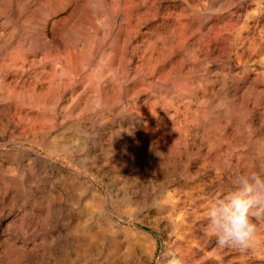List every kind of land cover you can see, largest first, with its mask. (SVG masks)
<instances>
[{
	"label": "bare ground",
	"instance_id": "6f19581e",
	"mask_svg": "<svg viewBox=\"0 0 264 264\" xmlns=\"http://www.w3.org/2000/svg\"><path fill=\"white\" fill-rule=\"evenodd\" d=\"M148 1L153 6L157 2ZM189 1L191 0L180 1L181 12L173 15L176 26L161 23L154 34L155 40L162 45L171 39V49L166 53L156 50L157 45L153 42L154 39L151 40V34L142 35V47L133 49L130 54L125 49L131 34H127L126 24L132 20L131 16L134 17L131 15L132 10L145 0H111L115 8H111L112 11L108 13L104 12L105 1L100 0L99 23L91 24L88 33L76 24L68 29V16L51 18L62 11V0L42 2L43 10L40 8L41 11L29 14L25 12L27 15L24 13V16L23 10H19L24 6L22 3L23 6L17 9V13L15 9V14H10L14 21L19 22L22 32L19 37L15 36L18 40L14 41L11 52L8 47L12 32L9 31L12 33L9 36L6 32L9 39L0 42V140L7 139L21 148L13 152L6 151L3 155L0 153V264H97L91 257V251H96L100 264H150L153 247L139 230L131 228L139 219L114 222L101 191L83 179L96 181L101 189H107L105 177L110 173L134 174L135 184L139 187L146 181L148 170L152 171L153 177L163 173L168 176L171 171L168 173L169 164L161 160L163 146L161 147L160 142L166 144L168 161L173 162L171 164L178 168L180 174L189 171L193 157L201 161L202 168L199 167L201 169L197 168L198 170H202L205 165L210 166L214 160L219 167V172L215 173L218 174L217 178H227L228 174L235 176L240 167L251 173L254 167H260L259 164L264 163V160H259L264 159V111L260 109L261 103H264V8L260 9V5L264 3L252 0L256 2L253 10L241 6L231 10L227 18L225 16L220 19L211 16L212 14L201 15V11L190 9L187 5ZM200 1L202 3L203 0ZM227 1H224L225 5L228 4L225 3ZM31 3L32 6L34 3ZM172 6L177 7L176 3ZM255 14L258 15L257 18L252 19ZM3 16L0 14V39L6 31V20L10 19L8 15ZM85 17L89 21L90 17ZM141 21L142 25L145 24L144 20ZM119 36L125 37L124 47L118 46L121 48L118 52L121 61L118 63L121 62L123 67L119 66L122 68L120 80L109 91L103 80L95 79L97 85L93 86L97 87L93 94L96 93L97 97L93 105L87 107L82 103V99L88 97L87 87L82 88L85 76L87 77L83 70V63L87 62L84 60L86 57L83 48L93 43L90 52L92 58L88 62H105L99 58V54L102 47L108 44L110 55L108 56V52L104 53L109 57L107 68L110 69L118 54L114 47ZM12 44L11 42L10 46ZM211 54L222 61L225 59V64L221 63L224 68L219 69V72L210 70L212 64L208 67L207 60ZM252 57L255 59L252 66L256 69L248 70ZM133 58L137 60L135 65L132 64ZM245 69L253 71L251 77L246 76ZM19 70L21 75H18ZM241 75L244 76L243 81L239 78ZM7 78L11 79L8 83ZM128 83L131 84L130 87L127 86ZM101 104L105 110L98 112L95 106ZM107 108H111V111ZM115 123L118 126L116 130L113 128ZM228 128L233 129L242 146H245L240 154L233 155L234 152L229 151ZM129 132L132 134L131 137L128 136L130 138L120 144L113 143L112 140L119 134ZM67 136L73 141H79L84 146L85 153H77V150H72L62 141H56L57 138ZM107 142L110 144L107 145ZM248 144L253 148L246 149ZM237 145L236 148L241 146ZM35 151H38L37 154ZM174 152L179 154L172 157ZM233 157L235 161H232ZM242 159L249 163H244L243 166L240 163L244 161ZM259 174L264 172L260 170ZM189 179L193 181L192 177ZM209 183L207 185L212 187V182L210 185ZM114 185V182H109L110 187ZM187 193L188 191L185 194ZM84 199L89 200L91 207L89 204L83 205ZM171 201L173 203V200L169 202ZM120 208L115 207L117 215L132 217L131 212H122ZM199 216L202 217L201 214ZM121 223H126L127 227H123ZM138 223L143 224L142 221ZM147 226L149 225L145 224ZM173 233L175 235L176 232ZM185 237L180 239L188 238ZM173 238L175 240L171 244L176 247L173 252L176 253L180 249V245L177 246V234Z\"/></svg>",
	"mask_w": 264,
	"mask_h": 264
},
{
	"label": "rangeland",
	"instance_id": "374dc122",
	"mask_svg": "<svg viewBox=\"0 0 264 264\" xmlns=\"http://www.w3.org/2000/svg\"><path fill=\"white\" fill-rule=\"evenodd\" d=\"M2 1V2H1ZM12 1H13V3H12ZM26 1V2H25ZM31 1H33V0H31ZM31 1L30 0H6L5 1V3H4V0H0V14L1 15H10V14H15V9H16V13L18 12V8H21L23 5V7H22V9H19L20 10V12H22L21 10H23V12H22V14H23V16L26 14V13H28L29 14V12H39V11H41V10H43L44 9V6H43V3L45 2V1H48V0H35V1H33L32 3H34V4H32L31 3ZM37 1V2H36ZM38 1H40V3L38 2ZM59 1H61V0H59ZM67 1V2H66ZM75 0H62V5H63V7H62V11H59V12H57L54 16H52L51 18H54V17H56V16H58V15H63V16H68V22H67V28L69 29V27L71 28V26H72V24H76L77 25V27H79V28H81V29H84V31L86 32V33H88V31H89V28H90V25L91 24H93V25H96V24H98L99 23V18H100V14H99V12H100V10H101V7H100V0H76L75 2H74ZM105 1V4H104V12H110V11H112V9L111 8H115V6H114V4H112L111 3V0H104ZM157 2L154 4V6L153 5H150V2L148 1V0H145V2L142 4L141 3V5L139 4L138 6H140V7H136V8H134L133 10H132V13H131V15H133L134 17H132L131 16V18H132V20H130V25H129V23L128 24H126V28H127V34H129V33H131V34H129V40H130V42H128L129 44H127L128 45V47H127V45H125V49H126V51H127V53H131V52H133L134 50L133 49H137L138 47H142V45H143V39H141L140 37H143V36H148V35H150L151 34V40L153 41V39H154V43L156 42V50L157 51H160V52H164V53H166L168 50H170L171 48H170V42H171V39H169V40H167L166 42H165V44H167V45H165V44H160V43H158L157 42V40H155L156 39V37L154 38V34H155V32H157L158 30H159V27H160V25H161V23H163L164 25H166V26H168V25H172L173 24V26L175 25L176 26V24H177V22L176 21H174V13L176 14V12L177 13H180L181 11H180V5H181V3L182 2H180L181 0H163V1H158V0H156ZM175 1V2H174ZM197 1H199V2H197ZM204 1L205 0H203L202 1V3H203V5H201L202 3H201V1L200 0H191V1H189L188 3H187V5L190 7V9H192V10H194V11H197L198 10V12H200L199 14H201V15H206V16H208V15H211V16H213V17H219L220 19H223L225 16V18H227L228 16H229V14L233 11V10H235V9H237V8H240L241 6H247L248 8H250L251 10H253V8H255L256 6H255V3L256 2H254V1H252V0H247V1H242V0H235V2H234V0H228L227 2H225L226 4L228 3H230L229 5L227 4V5H225L224 4V1H226V0H224V1H221V0H206L207 1V3H206V1H205V3H204ZM209 1H210V3H209ZM232 1H233V3H234V6H233V3H232ZM29 2V3H28ZM43 2V3H42ZM64 2H66V3H64ZM71 2V3H70ZM74 2V3H73ZM80 2V3H79ZM97 2V3H96ZM213 2V3H212ZM217 4H216V3ZM220 2L222 3L223 2V4H220ZM236 2H237V4H236ZM6 3H8L7 5H6ZM17 3V4H16ZM23 3V5H21ZM25 3H26V5H25ZM30 3L32 4V6L30 5ZM42 3V4H41ZM147 3V4H146ZM149 3V4H148ZM175 4L176 3V8L175 7H173L172 5L173 4ZM194 3V4H193ZM198 3H200V4H198ZM214 3H215V5L218 7H216L215 5H214ZM241 3V4H240ZM260 3H264V0H260ZM10 4H11V6H10ZM16 5V7L14 6V5ZM19 4H20V7H19ZM29 4V5H28ZM35 4H37V5H35ZM38 4H40V5H38ZM74 4H76V6L74 5ZM147 6H146V5ZM162 4V5H161ZM180 4V5H179ZM243 4H246V5H243ZM18 5V6H17ZM74 5V6H73ZM87 5V6H86ZM106 5V6H105ZM108 5H112V7H110V6H108ZM160 5V6H159ZM196 5V6H195ZM204 5H206L205 6V8H204ZM211 5V6H210ZM221 5V6H220ZM9 6V7H8ZM14 6V8H12ZM29 7V9L27 8V7ZM35 6H37L36 8H35ZM108 6V7H107ZM150 6V7H149ZM152 6L156 9H154V8H152ZM163 6V7H162ZM202 6V7H201ZM219 6H220V9H219ZM226 6V7H225ZM26 7V8H25ZM96 7H98V8H96ZM158 7V8H157ZM199 8V9H197V8ZM211 7V8H210ZM225 7V8H224ZM8 8H9V10H8ZM24 8H25V10H24ZM32 8H34V10H32ZM40 8H41V10H40ZM71 8V9H70ZM73 8V9H72ZM88 8V9H87ZM140 8V9H139ZM148 8V9H147ZM151 8V9H150ZM167 8V9H166ZM202 8V9H201ZM210 8V9H209ZM212 8H214V10H212ZM262 8H264V5H260V9H262ZM3 9V10H2ZM26 9L28 10V11H26ZM36 9V10H35ZM85 9V10H84ZM142 9H145V10H142ZM154 9V10H153ZM179 9V10H178ZM215 9H217V11L215 10ZM221 9H223V10H221ZM2 10V11H1ZM6 10H8V11H10V13L8 12V11H6ZM31 10V11H30ZM95 10H97V12H95ZM139 10V12H137ZM147 10H148V12H147ZM164 10V11H163ZM210 10V11H209ZM230 10V11H229ZM232 10V11H231ZM4 11V12H3ZM152 11V12H151ZM208 11H209V13H208ZM215 13H214V12ZM220 11V12H219ZM224 11V12H223ZM13 12V13H12ZM26 12V13H25ZM69 12H70V15H68L69 14ZM73 12V13H72ZM75 12V13H74ZM91 12H92V14H94L93 16H92V14H91ZM134 12V13H133ZM136 12V13H135ZM168 13V14H165V13ZM262 12H264V10H262ZM25 13V14H24ZM62 13V14H61ZM68 13V14H67ZM81 13V14H80ZM88 13H89V15H88ZM144 13V15H141V14H143ZM156 13V14H155ZM170 13H171V15H170ZM146 14V15H145ZM158 14V15H157ZM163 14V15H162ZM208 14V15H207ZM27 15V14H26ZM157 15V16H156ZM161 15V16H160ZM168 15V16H167ZM256 15V16H255ZM255 15H253V18L252 19H254V18H257V14H255ZM3 16V17H4ZM85 16H87V17H90V18H92L91 20H90V18H89V21H88V19L85 17ZM95 16V17H94ZM136 16H137V18H136ZM144 16V17H143ZM160 16V17H159ZM255 16V17H254ZM10 17V19L8 18L7 20H6V23H5V33H4V35H2L1 36V41L0 42H3L2 40H8L9 38H7L10 34H12V35H10V38H11V41H10V44H11V42L13 43L11 46H10V44H9V47H8V51L9 52H11L12 51V48H14V46L13 45H15L14 43L15 42H17V40H18V38L17 37H19V34L21 35V32H22V27H20L21 25L19 24V22L17 23L16 21H14V19H13V17H11V15L9 16ZM83 17H85V18H83ZM96 17H97V19H96ZM141 17H142V19H141ZM159 17V18H158ZM163 17H165V18H163ZM170 17V18H169ZM82 18V19H81ZM94 18V19H93ZM130 18V19H131ZM136 18V19H135ZM77 19V20H76ZM80 19L82 20V21H80ZM84 19V20H83ZM139 19H140V22H138L139 21ZM155 19V20H154ZM98 20V21H97ZM141 20H144L143 21V23H145V24H143L142 25V21ZM9 21V22H8ZM78 21V22H77ZM84 21V22H83ZM151 21V22H150ZM81 22V23H80ZM85 23V24H83V23ZM157 22V23H156ZM160 22V23H159ZM166 22V23H165ZM168 22V23H167ZM17 23V24H16ZM77 23H79V25L77 24ZM172 23V24H171ZM176 23V24H175ZM8 24V25H7ZM12 24V25H11ZM136 24H137V26L138 27H136ZM139 24V25H138ZM159 24V25H158ZM168 24V25H167ZM11 25V26H10ZM13 25H14V28L16 29L17 27V29L15 30L14 28L12 29V27H13ZM18 25V26H17ZM147 25V26H146ZM16 26V27H15ZM130 26V27H129ZM133 26V27H132ZM141 26V27H140ZM158 26V27H157ZM8 27V28H7ZM106 27V26H105ZM136 27V28H135ZM149 27V28H148ZM156 27V28H155ZM9 28H11V29H9ZM130 28H132L131 29V31H130ZM136 30H135V29ZM139 28V29H138ZM8 29V30H7ZM135 31H134V30ZM153 29V30H152ZM13 30H14V32H13ZM137 30L139 31V32H137ZM9 31L10 32H12V33H9ZM19 31H20V33H19ZM6 32H8V34L6 33ZM18 32V33H17ZM129 32V33H128ZM136 32V33H135ZM147 32H149V33H146ZM17 33V34H16ZM144 33V34H143ZM6 34L8 35L7 37H6ZM133 34H135V37H133ZM137 34V35H136ZM141 34V35H140ZM139 35V36H138ZM143 35V36H142ZM15 36H17V37H15ZM120 37H122V36H119V38H118V44H119V42H120V44L118 45L117 43H116V46L114 47L115 48V50H116V54L121 50V48H123L124 46H123V40H124V38L125 37H122V38H120ZM5 38V39H4ZM15 38V39H14ZM132 38V39H131ZM134 38V39H133ZM17 39V40H16ZM137 40V41H136ZM15 41V42H14ZM122 43V44H121ZM134 43V44H133ZM158 43V44H157ZM132 44V45H131ZM94 44L92 43L91 45H89V46H87V47H85V48H83V54H85V59L84 60H86L87 62L85 63V61H84V63H85V65H84V63H83V70L85 71V73H87V74H85V75H87V77L89 78H87L86 76H85V80H84V84H83V86H82V88L84 87L85 89H86V87H87V89H88V92H87V96L88 97H84L83 99H82V103L84 104V105H86L87 107H89V106H92L93 105V102L95 101V98L97 97V95H96V93L95 94H93L94 92H96V87L95 86H93L94 84L95 85H97V81L95 80V79H101V80H103L104 82H105V87L106 88H108V90L110 91V88L112 87V85H114V84H116V83H118V81L120 80V76L119 75H121V72H122V66H121V62H120V64L118 63L119 61H121V59L119 58L120 57V55H119V53L117 54V56L115 55V59L113 60V67L112 68H110V69H108L107 67H109V66H107L108 65V63H109V60L107 61V59H109V55H110V51H111V49H110V47H109V45L108 44H106L105 45V47H102V49L100 50L101 52H100V54H99V58L100 59H102V60H105V62L104 61H94L93 63H92V61L91 62H88V61H90V59L92 58V54L90 53L91 52V48H92V46H93ZM120 45H121V48H119L120 47ZM139 45V46H138ZM162 45V46H161ZM119 46V47H118ZM132 46V47H131ZM134 46V47H133ZM136 46V47H135ZM165 47L164 49L162 48V47ZM12 47V48H11ZM11 48V49H10ZM160 48H162V49H160ZM103 49H104V51H103ZM108 49V50H107ZM110 49V50H109ZM102 51H103V53H102ZM107 54V52H108V56H105V53ZM102 53V54H101ZM101 56V57H100ZM214 56V57H213ZM106 57H108V58H106ZM216 57V55L215 54H211L210 55V58L207 60V64H208V67H209V64H212V65H210V70H212L213 69V71H217V72H219V69H222V68H224L222 65H221V63L224 65L225 64V59H223V61H222V59H220V58H217L218 59V61H217V59L215 58ZM119 58V59H118ZM214 58V59H213ZM255 58V57H254ZM117 59V60H116ZM136 58H133L132 59V64H137V60H135ZM209 60H210V62H209ZM134 61H136V62H134ZM211 61L212 62H214V63H211ZM255 61V59L253 60V57L251 58V60H250V62H249V64H248V70H255L256 69V67L255 66H252V65H254V62ZM0 62H1V60H0ZM104 62V63H103ZM220 62V63H219ZM97 63V64H96ZM103 63V64H102ZM116 63V64H115ZM253 63V64H252ZM90 64H92L91 66H90ZM93 64H94V66H93ZM100 64H101V66H100ZM104 64H106V67H105V65ZM114 64H115V66H114ZM215 64V65H214ZM217 64V65H216ZM104 65V67H102ZM116 65H118L117 67H118V69L119 68H121V69H116ZM214 65V66H213ZM18 67H19V65H17ZM16 66V67H17ZM86 66V67H85ZM119 66H121V67H119ZM91 67V68H90ZM85 68V69H84ZM88 68H89V70H93V71H89L88 70ZM255 68V69H254ZM104 71V70H109L108 71V73H107V71L104 73L102 70ZM112 69H114V71L116 72V75H115V73H113L112 71ZM95 70H97L98 71V73H97V71H95ZM112 70V71H111ZM120 72V74H118L119 72ZM87 71V72H86ZM100 71H102L103 72V74H102V72H100ZM246 72V73H245ZM109 73H111V74H109ZM244 73L246 74V76L248 77H251L252 76V74H253V71L252 72H250V71H246V69L244 70ZM22 73L20 72V70L18 71V75H21ZM92 74H94L93 76H95V77H93L92 76ZM107 74V75H106ZM251 74V75H250ZM91 77H89V76ZM108 75H109V77H108ZM111 75V76H110ZM107 76V77H106ZM118 76V77H117ZM243 75H241V76H239V78L243 81V78H244V76L242 77ZM108 78V79H107ZM110 78V79H109ZM87 80V81H86ZM9 81H11V79L10 78H7L6 79V83H8ZM94 81H96V82H94ZM93 82V83H92ZM90 86V87H89ZM127 86L128 87H130L131 86V84L130 83H128L127 84ZM126 86V87H127ZM92 87H94V88H92ZM127 87V88H128ZM90 88H92V89H90ZM109 95H110V93L109 92H107ZM111 103V102H110ZM95 108H96V110L98 111V112H100L101 110H105V108H104V106L101 104V105H96L95 106ZM241 108V107H240ZM108 110H110L111 108H107ZM260 109L262 110V111H264V103H261V105H260ZM111 111V110H110ZM114 113V112H113ZM117 124L115 123L114 124V126H113V128L116 130L117 129ZM231 130V131H230ZM233 131V129L232 128H228L227 129V133H228V141H229V144H228V148H229V151H233L234 153H233V155H236V154H240L239 152H241L242 151V149H243V146H242V144H241V142L238 140L239 138H238V136H236L235 135V133H234V131ZM231 132V133H230ZM233 133V134H232ZM128 136H132V134H131V132H129V133H121V134H119V136H117V137H115L114 138V140H112L113 141V143L114 144H120V143H122L123 141H125L127 138H130V137H128ZM64 139V140H63ZM57 138L56 139V141H62L63 143H65L66 145H67V147H69V148H72V150H77V153H82V154H84L85 153V151H84V146L79 142V141H73L70 137H68L67 136V138L66 137H64V138ZM261 139V138H260ZM153 141H154V139H152ZM1 141V144H0V153H1V155H3V153L4 152H13V151H15V150H18V149H20L21 147H17V145L16 144H11L10 142H9V140H7V139H4V140H0ZM239 141V142H238ZM8 143H10V144H8ZM239 143V144H238ZM107 145H109L110 144V142L108 143H106ZM238 144V145H237ZM252 144V143H251ZM160 145H161V147H162V149L164 148V150H162L161 149V160H162V162H166V164L168 165L169 164V166H167V168H168V173L170 172L171 174H172V176H171V174L169 173V175L168 176H166V174H161V176L160 175H156L155 177H153L152 176V171H147L146 173L148 174V176L146 175V177H147V179H146V181H144V183H143V185H141L140 187H139V185H137V184H135V181H134V178L136 177V175H134V174H132V175H127L126 173H124V172H118V173H110V174H108L107 175V177H105V183H107V185H108V188L107 189H101L100 188V186H99V184L96 182V181H92V182H90L88 179H83V180H85V181H87L89 184H91V185H93V187L95 188L96 187V189H98L99 191H101V193H102V198L104 199V200H106L107 201V204H108V210L110 211V213H111V219H113V221L114 222H118L119 220L121 221V220H129V219H132V220H135V221H137L138 219V221H142L143 222V226L141 225V224H139L138 223V221L137 222H135V224L133 225V226H131V228H135L143 237H145L148 241H149V243L151 244V247H153L152 249H151V252L153 253V259H152V261H151V263L150 264H161V263H166V261H167V263L166 264H264V253H262V252H264V247H262V246H264V233H262V235H261V245H259L256 249H250V250H246V251H241V250H238V249H235V248H232V247H219L218 245H217V243H216V240H215V238H213V237H211V236H209L207 233H206V231H205V227H206V218H205V216H206V214H207V208H208V206H209V202L211 203L212 202V200L214 201V200H216V199H221V198H223V196L228 192V191H230L231 190V188H232V182H233V179H234V177L236 176H234L233 174H228L227 175V178H217V175L218 174H215V173H218L217 172V170H219V167L216 165V163H215V161L214 160H212L213 162H211L212 164L209 166V165H205V167L202 169V170H198V169H201L202 167H201V161H200V159H198L197 157H193V158H195V159H193V158H191V163H192V165H191V167L189 168V171H187V173H185V174H180L181 172L178 170V168L177 167H175V165H172L173 164V162L172 161H168V156H169V152H167V146H166V144L165 143H161L160 142ZM236 145L237 146H240L241 147V149H239L240 147H238V148H236ZM83 146V147H82ZM248 147V148H247ZM251 147V148H250ZM16 148V149H15ZM244 148H245V146H244ZM252 149L253 148V146L252 145H249L248 144V146H246V149ZM249 149V150H250ZM38 152V151H37ZM37 152L35 151V153L37 154ZM179 154L178 152H174V154H173V156L172 157H175V156H177V155ZM9 155V154H8ZM7 156V155H6ZM244 158V157H243ZM10 159V158H9ZM245 159V158H244ZM244 159H242V160H244ZM4 160H7V159H5L4 158ZM260 160V162L262 161V160H264V159H259ZM232 161H235V157H233V159H232ZM245 161V162H244ZM244 161H242V162H240V163H242L243 164V166H244V163L245 164H248L249 162L247 161V160H244ZM5 162H7V161H5ZM194 162V163H193ZM259 162V161H258ZM259 162V163H260ZM172 163V164H171ZM214 164V165H213ZM172 165V166H171ZM261 165V166H260ZM262 165H264V163H261V164H259V166L260 167H254L253 169L254 170H252L253 172H255V170H256V172L259 174L260 173V170H262V172H264V166H262ZM199 167H201V168H199ZM211 167V168H210ZM218 169H217V168ZM195 170H194V169ZM198 168V169H197ZM206 168V169H205ZM260 168H262V169H260ZM208 169H209V171H208ZM211 169V170H210ZM216 169V170H215ZM240 170H241V172H240V170L238 171V173H237V175L238 174H241V173H247L246 172V170H245V168L243 169L242 167H240L239 168ZM243 169V170H242ZM259 169V170H258ZM179 171V173H178V171ZM193 170V171H192ZM197 170V171H196ZM132 171V170H131ZM173 171V172H172ZM243 171V172H242ZM251 171V172H252ZM151 172V173H150ZM175 172V173H174ZM191 172H193V173H191ZM202 172H205L204 174L202 173ZM208 172V173H207ZM210 172V173H209ZM255 172V173H256ZM190 173V174H189ZM174 174L175 175H177L178 177H176V176H174ZM207 174V175H206ZM208 174H210V175H208ZM181 175V176H180ZM216 175V176H215ZM151 176V177H150ZM168 177V178H170V177H172L169 181H168V178H166V177ZM186 176V177H185ZM198 176V177H197ZM206 176V177H205ZM129 177V178H128ZM132 177V178H131ZM186 179H185V178ZM189 177H192V179H193V181L192 180H190L189 179ZM195 177V178H194ZM197 177V178H196ZM149 178V179H148ZM153 179V180H151V179ZM189 179V181H188V179ZM229 178V179H228ZM156 179V181H154ZM167 179V180H166ZM177 179H179V180H177ZM181 179V180H180ZM186 181H185V180ZM198 179V180H197ZM202 180V183H201V180ZM219 179V180H218ZM148 180H150V182H152V183H149V181ZM182 180L184 181V182H182ZM196 180V181H195ZM205 180V181H204ZM231 180H232V182H231ZM188 181V182H187ZM192 181V182H191ZM207 181V182H206ZM209 181H211L212 182V187H211V185H210V183H209ZM109 182H114L115 183V185L114 186H109ZM146 182V183H145ZM205 182H206V185H204L205 184ZM214 182V183H213ZM217 182V183H216ZM187 183V184H186ZM190 183V184H189ZM209 183V185L210 186H208L207 184ZM145 184H147V185H149V184H151L150 186H144ZM201 184H203V185H201ZM217 184V185H216ZM153 185V186H152ZM166 185V186H165ZM215 187H214V186ZM220 185H222V186H220ZM224 185H225V187H224ZM117 186V187H116ZM138 186V187H137ZM165 186V187H164ZM219 186V187H218ZM98 187V188H97ZM131 187H132V189H131ZM136 187V188H135ZM146 187V188H145ZM156 188V189H155ZM216 188V189H215ZM143 189V190H142ZM154 189V190H153ZM190 189V190H189ZM139 190V191H138ZM162 190V191H161ZM188 191V193L187 194H189V195H187V194H185L187 191ZM103 191V192H102ZM140 191H142V193H140ZM144 191V192H143ZM147 193H146V192ZM161 191V192H160ZM191 191V192H190ZM207 193H206V192ZM222 191V192H221ZM106 192V193H105ZM201 192V193H200ZM211 192V193H210ZM59 194H60V192H58ZM193 193V194H192ZM196 193V194H195ZM217 193V194H216ZM115 194V195H114ZM153 194V195H152ZM191 194H192V196H191ZM144 195V196H143ZM186 195V196H185ZM194 195V196H193ZM196 195H197V197H196ZM214 195H215V198H214ZM107 196V197H106ZM138 196V197H137ZM153 196V197H152ZM188 196V197H187ZM189 196H191L190 197V199H189ZM201 196V197H200ZM202 196H203V198H202ZM126 197V198H125ZM175 197V198H174ZM188 199H187V198ZM197 199H196V198ZM199 197V198H198ZM208 197V198H207ZM212 197V198H211ZM107 198V199H106ZM128 198H130V199H128ZM136 198V199H135ZM179 198V199H178ZM185 198V199H184ZM193 198H195V200L193 201ZM201 198V199H200ZM207 199V200H206ZM212 199V200H211ZM85 200H86V203H85ZM130 200V201H129ZM138 200H141V201H138ZM170 200H173V203H172V201L171 202H169ZM181 202H179V201ZM181 200H183V201H181ZM187 200V201H186ZM192 200V201H191ZM205 200H206V202H205ZM177 201V202H176ZM203 201V202H202ZM141 202H143V203H141ZM147 202H149V203H147ZM168 202H169V204L171 205V206H173V207H171L169 204H168ZM205 202V203H204ZM114 203V204H113ZM121 203V204H120ZM135 203H136V205H135ZM138 203V204H137ZM175 203V204H174ZM177 203V204H176ZM180 203V204H179ZM183 203H185L184 204V206L182 205ZM68 204H70V202L68 203ZM88 205L89 204V200H87V199H84V201H83V205ZM139 204H141L140 206H139ZM160 204V205H159ZM165 204H167V205H165ZM173 204V205H172ZM91 204H89V207H91L90 206ZM116 205V206H115ZM147 205V206H146ZM134 206V207H133ZM177 206H179L180 208H176ZM183 206V207H182ZM115 207H118V208H120L121 209V211L123 212H131V214H132V217L131 218H129V217H127L126 215H117V213L115 212L116 210H115ZM139 207V208H138ZM141 207H143L144 209H141ZM132 208H134L133 209V211H132ZM136 208V209H135ZM167 208V209H166ZM175 208V209H174ZM112 209H114V210H112ZM175 210V212L176 213H178V214H176L173 210ZM177 209V210H176ZM186 209V210H185ZM131 210V211H130ZM168 210V211H167ZM179 210V211H178ZM206 210V211H205ZM137 211V212H136ZM205 211V212H204ZM165 212H167V213H165ZM171 212V213H170ZM185 212V213H184ZM188 212V213H187ZM91 213H93V212H91ZM174 213V214H173ZM184 214V216H183V214ZM134 214V215H133ZM169 214V215H168ZM172 214V215H171ZM180 214H182V215H180ZM201 214V218H203V220L200 218V215ZM180 215V216H179ZM93 216H95V214L93 213ZM118 216H120V218L118 217ZM145 216V217H144ZM154 216V217H153ZM161 216V217H160ZM166 217V219H165V217ZM146 217H147V219H146ZM153 217V218H152ZM115 218V219H114ZM138 218V219H137ZM144 219V220H143ZM205 219V220H204ZM168 220V221H167ZM170 222H172V224L170 223ZM259 225H261V226H264V217H262V218H260V219H258L257 221H256ZM152 223V224H151ZM156 223H157V225H156ZM145 224L147 225H149V226H147V227H145ZM178 224H180V225H178ZM121 225L123 226V227H127V224L126 223H121ZM165 226H167V227H165ZM149 227V228H148ZM189 227V228H188ZM159 228V229H158ZM186 228H188V229H186ZM169 229H171L170 230V232H169ZM159 230V231H158ZM179 230V231H178ZM163 231V232H162ZM190 231V232H189ZM191 231H192V233H191ZM173 232H176L175 233V235H174V233ZM185 232L186 233H188V234H185ZM171 233V234H170ZM182 233H184V234H182ZM173 234V235H172ZM176 234H177V246L178 245H180V247H178V248H180V249H178V252H176V253H173V252H175V246H173V244H171V243H173L172 241H174L175 240V238H173V237H176ZM179 234V235H178ZM180 234H181V236H180ZM194 234V235H193ZM166 235H168V236H166ZM169 235H171V236H169ZM185 235H186V237H185ZM180 236V237H179ZM182 236H184L185 238H187V239H185V240H181L180 238H184V237H182ZM192 236V237H191ZM153 239V240H152ZM170 240L169 241V243L171 244H169L168 243V240ZM179 239V240H178ZM185 243H184V242ZM181 242V243H180ZM187 242V243H186ZM167 244H169V245H167ZM186 244V245H185ZM169 246V247H168ZM172 247V248H171ZM182 247V248H181ZM155 248V249H154ZM170 249V250H169ZM168 250H169V252H171V253H169L168 252ZM168 253H169V255H168ZM258 253H259V255H258ZM91 255V257L93 258V260H95L96 262H97V264H100L101 263V260L99 259L100 257H98L97 255H96V251H91V253H90ZM171 254H173V255H175V256H173L172 255V257H171ZM164 255V256H163ZM166 255V256H165ZM168 255V256H167ZM178 255V256H177ZM163 256V257H162ZM180 256V257H179ZM165 257V258H164ZM169 258L168 260H167V258ZM174 257H176V258H174ZM155 258V259H154ZM160 258H161V260L163 261H161L160 260ZM164 258V259H163ZM160 260V261H159ZM164 260H166V261H164ZM100 261V262H99ZM145 261H146V259H145Z\"/></svg>",
	"mask_w": 264,
	"mask_h": 264
},
{
	"label": "clouds",
	"instance_id": "9594fccd",
	"mask_svg": "<svg viewBox=\"0 0 264 264\" xmlns=\"http://www.w3.org/2000/svg\"><path fill=\"white\" fill-rule=\"evenodd\" d=\"M264 217V174L241 173L223 198L212 201L206 214V233L219 247L241 251L261 244L264 226L256 221Z\"/></svg>",
	"mask_w": 264,
	"mask_h": 264
}]
</instances>
